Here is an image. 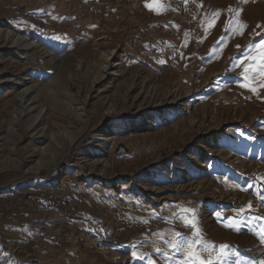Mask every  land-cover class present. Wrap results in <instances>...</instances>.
I'll return each instance as SVG.
<instances>
[{
    "label": "rangeland",
    "instance_id": "374dc122",
    "mask_svg": "<svg viewBox=\"0 0 264 264\" xmlns=\"http://www.w3.org/2000/svg\"><path fill=\"white\" fill-rule=\"evenodd\" d=\"M262 36L264 0H0V264L264 261Z\"/></svg>",
    "mask_w": 264,
    "mask_h": 264
},
{
    "label": "snow or ice",
    "instance_id": "6c2138e0",
    "mask_svg": "<svg viewBox=\"0 0 264 264\" xmlns=\"http://www.w3.org/2000/svg\"><path fill=\"white\" fill-rule=\"evenodd\" d=\"M148 7H152V6L148 5ZM237 15H239V13H237ZM212 26H214V21L208 25V27H212ZM238 27L242 30L243 28L246 27V25L239 24ZM257 27H259V25ZM241 34H242V31H241ZM253 43H254V47L256 49L260 50V54H259V56H252V57H250V59L257 61V67L259 69V74L261 77H264V36L261 37L259 42H253ZM237 47H239V46H237ZM244 71H245V73H247L249 71V68H245ZM245 79L247 80L248 77L246 76ZM241 87H250V86L247 84H244V85H241ZM261 87H264V84H262ZM250 90L253 93H255L257 91V89L254 87H251ZM193 215H195L194 212H193ZM193 223H195V221H193ZM239 223H242V221L238 222L237 224H233V225H225V227L231 226L234 228V230L238 231L239 230ZM261 237L264 238V229L261 230ZM173 247L178 249L177 245H173ZM227 247H228L227 245H221L220 246L221 254H223L227 250ZM186 255L188 258L187 264H212L211 260L205 262L204 260L200 259L199 253L193 249V244L191 242H189L187 245ZM133 257L137 258L136 253H133ZM235 264H241V262L239 260H237L235 262ZM251 264H256V262L252 261ZM259 264H264V261H260Z\"/></svg>",
    "mask_w": 264,
    "mask_h": 264
},
{
    "label": "bare ground",
    "instance_id": "6f19581e",
    "mask_svg": "<svg viewBox=\"0 0 264 264\" xmlns=\"http://www.w3.org/2000/svg\"><path fill=\"white\" fill-rule=\"evenodd\" d=\"M110 55L111 54H103L102 57H101V62L103 64V68L105 69L106 66L110 65ZM114 74L111 73L110 76H113Z\"/></svg>",
    "mask_w": 264,
    "mask_h": 264
}]
</instances>
